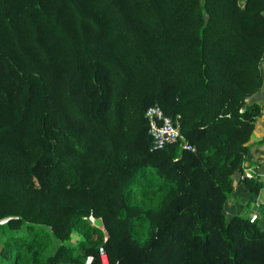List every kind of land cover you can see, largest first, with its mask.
I'll return each mask as SVG.
<instances>
[{
    "label": "trees",
    "instance_id": "trees-1",
    "mask_svg": "<svg viewBox=\"0 0 264 264\" xmlns=\"http://www.w3.org/2000/svg\"><path fill=\"white\" fill-rule=\"evenodd\" d=\"M263 58L264 0H0V264H264L225 213Z\"/></svg>",
    "mask_w": 264,
    "mask_h": 264
},
{
    "label": "rangeland",
    "instance_id": "rangeland-1",
    "mask_svg": "<svg viewBox=\"0 0 264 264\" xmlns=\"http://www.w3.org/2000/svg\"><path fill=\"white\" fill-rule=\"evenodd\" d=\"M262 70H263V76H264V58H263V63H262ZM261 93L262 99L259 102V106L264 108V85L263 88L261 89V91L259 92ZM249 103H254L251 102V100L248 101ZM258 103V102H257ZM262 108H261V113L260 115L256 118L257 119H261L262 117H264V114L262 113ZM262 122V121H260ZM261 135V136H260ZM257 135L256 137L251 138V140L248 143V146L250 148L249 154L245 160L244 163V170H250L253 173L254 178L257 177H262L264 176V134H260ZM255 167V169L253 168ZM259 175V176H258ZM261 175V176H260ZM240 175L236 176L233 182V192L230 195V197L228 198L226 204H225V213L227 215V218H231L232 212H237L238 215L245 217L247 219H249L251 216L256 215L257 219L256 221H258L259 226L264 230V205L262 206H257L254 209H252V207L254 206L255 202H253L252 200L249 199V197H245L246 196V192L242 193L240 191H237V187L241 186L244 189V186L241 185V183L239 181H241V176L240 179L237 180V178ZM261 192V193H260ZM259 193L261 194V197L264 196V189L262 188V191H260ZM263 194V195H262ZM264 199V197H263ZM262 201V200H261ZM230 202L234 203L237 205L236 207L234 206V210L233 206L229 207L231 205ZM264 203V201H263ZM104 231V230H103ZM104 235L107 237V233L104 232ZM105 259V261H104ZM104 264L106 263V258H103Z\"/></svg>",
    "mask_w": 264,
    "mask_h": 264
},
{
    "label": "built area",
    "instance_id": "built-area-1",
    "mask_svg": "<svg viewBox=\"0 0 264 264\" xmlns=\"http://www.w3.org/2000/svg\"><path fill=\"white\" fill-rule=\"evenodd\" d=\"M245 2L246 0H237L240 8H244ZM145 119L153 149H162L167 145L178 144L182 150L194 152V148L180 134L179 116L174 119L167 117L158 105H153L146 109ZM241 179H254L253 173L243 169ZM256 219V215H253L249 218V222L253 223ZM90 221H92L91 218ZM103 258L106 257L102 253V264H104ZM106 263L108 264L107 259Z\"/></svg>",
    "mask_w": 264,
    "mask_h": 264
},
{
    "label": "crops",
    "instance_id": "crops-1",
    "mask_svg": "<svg viewBox=\"0 0 264 264\" xmlns=\"http://www.w3.org/2000/svg\"><path fill=\"white\" fill-rule=\"evenodd\" d=\"M262 73H263V70H262ZM264 77V76H263ZM262 99V96H261V93H257L255 96H253L250 100H251V102H254V103H257V104H259V102H260V100ZM262 108V107H261ZM262 113L264 114V108H262ZM260 121H262V122H260ZM264 134V117H262L261 119H257V120H255V129H254V133H253V137H256L257 135H260V134ZM261 136V135H260ZM254 169H255V167H253ZM251 170V169H250ZM259 176V175H258ZM261 176V175H260ZM259 180H264V176H262V177H257ZM240 179V176L237 178V180H239ZM240 183H241V185H243L244 186V189L241 187V186H239V187H237L236 189H237V191H240L241 192V194L244 192H246L245 194H246V196L245 197H249V199L250 200H252L253 202H255V204H254V206L252 207V209H254L255 207H257V206H262V205H264V203H263V201H264V199H263V197L264 196H262L261 197V192L260 193H258V194H253V193H251L247 188H246V186H245V184H244V182L241 180V181H239ZM264 189V188H263ZM260 191H262V189L260 190ZM263 195V194H262ZM262 200V201H261ZM236 202H234V203H232V202H230V204L229 205H231V206H229V207H232L233 206V209L232 210H234V206L236 207L237 205L235 204ZM232 215L234 216V215H238V213L237 212H232Z\"/></svg>",
    "mask_w": 264,
    "mask_h": 264
},
{
    "label": "water",
    "instance_id": "water-1",
    "mask_svg": "<svg viewBox=\"0 0 264 264\" xmlns=\"http://www.w3.org/2000/svg\"><path fill=\"white\" fill-rule=\"evenodd\" d=\"M4 222V221H3ZM3 222H1V223H3ZM91 223H92V225H93V227H95V228H97V229H99V230H104V226H103V221H102V219H92V221H91ZM108 236V235H107ZM101 252L103 253V250H101Z\"/></svg>",
    "mask_w": 264,
    "mask_h": 264
}]
</instances>
